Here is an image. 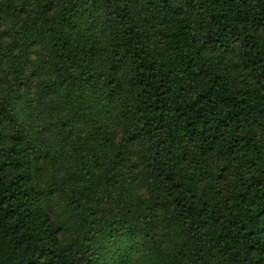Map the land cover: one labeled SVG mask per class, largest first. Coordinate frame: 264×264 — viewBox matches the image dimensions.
<instances>
[{
	"label": "trees",
	"instance_id": "16d2710c",
	"mask_svg": "<svg viewBox=\"0 0 264 264\" xmlns=\"http://www.w3.org/2000/svg\"><path fill=\"white\" fill-rule=\"evenodd\" d=\"M0 1L18 28L0 34V78L20 92L43 51L39 97L67 142L84 134L94 184L64 243L39 185L48 149L0 89V264H264V0Z\"/></svg>",
	"mask_w": 264,
	"mask_h": 264
},
{
	"label": "rangeland",
	"instance_id": "374dc122",
	"mask_svg": "<svg viewBox=\"0 0 264 264\" xmlns=\"http://www.w3.org/2000/svg\"><path fill=\"white\" fill-rule=\"evenodd\" d=\"M16 23L17 20L10 16L0 1V34L9 35L11 29L17 30ZM42 54L41 49H34L28 63L22 68V72L28 75V79L26 86L24 85L20 92L14 95L10 91L15 73L9 67H5L4 74L0 78V89L1 92L13 94L16 109L26 113L24 117L26 129L40 138L42 146L48 149V157L41 160V169L38 172L39 185L45 190L46 206L60 238L64 243H67L79 234V225L84 223V215L78 208L80 205L78 201L85 204L86 197L83 193L87 192L89 187L91 189L87 192L88 194L94 189L92 177L88 174L89 169H92L89 154L86 153L90 147L86 144L85 152L81 153V148H84L83 133L80 134L79 140L76 142L77 147L74 145V138L70 139L71 142H67L59 129L61 115L64 113L52 105L55 96L44 95L42 96L43 99L39 97L37 85L47 80L45 72L36 68ZM36 69L38 70V77L37 74L35 75L34 70ZM109 126L114 134L119 133L120 125L114 119H109ZM132 161L134 162V160ZM127 170L125 172V170L120 169L117 177L118 181L122 182L129 177L133 179L134 175L128 176ZM128 182L126 181L124 184L127 187L134 188L140 197H148L144 182L138 181L137 184L133 185L128 184ZM116 199L105 200L104 209L99 213V217L106 220L111 219L118 206H121L120 200ZM74 212H76L75 216H73ZM85 215L89 221L93 219L87 213ZM159 243L163 255L172 249V241L168 240L167 237L162 238ZM153 263L157 264L147 258L134 260V264Z\"/></svg>",
	"mask_w": 264,
	"mask_h": 264
}]
</instances>
